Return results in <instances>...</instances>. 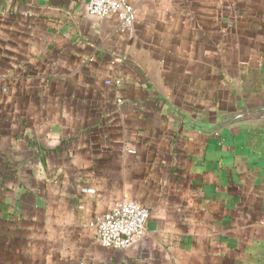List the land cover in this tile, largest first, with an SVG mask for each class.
<instances>
[{
  "label": "crops",
  "instance_id": "crops-1",
  "mask_svg": "<svg viewBox=\"0 0 264 264\" xmlns=\"http://www.w3.org/2000/svg\"><path fill=\"white\" fill-rule=\"evenodd\" d=\"M88 1L0 0V264H264V128L204 136L168 106L226 103L221 69L264 94V0H129L131 31ZM123 201L149 232L105 249Z\"/></svg>",
  "mask_w": 264,
  "mask_h": 264
},
{
  "label": "built area",
  "instance_id": "built-area-1",
  "mask_svg": "<svg viewBox=\"0 0 264 264\" xmlns=\"http://www.w3.org/2000/svg\"><path fill=\"white\" fill-rule=\"evenodd\" d=\"M87 10L100 19L116 17L123 31H131L137 22V9L129 0H89ZM150 218L148 207L135 201L120 202L97 221V241L105 249L125 250L148 234Z\"/></svg>",
  "mask_w": 264,
  "mask_h": 264
},
{
  "label": "water",
  "instance_id": "water-1",
  "mask_svg": "<svg viewBox=\"0 0 264 264\" xmlns=\"http://www.w3.org/2000/svg\"><path fill=\"white\" fill-rule=\"evenodd\" d=\"M168 106L170 119L176 125L184 131L197 132L204 136L221 134L242 126L264 128V94L249 96L234 90L226 103L211 112L198 115L181 110L170 102ZM28 162L32 169L33 162L35 167L41 166L38 150Z\"/></svg>",
  "mask_w": 264,
  "mask_h": 264
},
{
  "label": "rangeland",
  "instance_id": "rangeland-1",
  "mask_svg": "<svg viewBox=\"0 0 264 264\" xmlns=\"http://www.w3.org/2000/svg\"><path fill=\"white\" fill-rule=\"evenodd\" d=\"M218 49L220 50L218 52L222 53L221 46L218 47ZM215 53H217L216 50H215ZM215 60H216V56H215ZM215 68H216V66H215ZM250 81H252V79H250ZM208 86H209L208 90L214 91L210 95L217 96V93L219 91H223L225 96H226V94L228 95V93L230 96L232 94V91L236 90V87L242 88V83L239 82V80L236 77H234L232 74L226 75V73L223 72V69H221V71L215 70L214 78H213L211 83L209 82ZM216 100H218V99H214L212 101L217 103Z\"/></svg>",
  "mask_w": 264,
  "mask_h": 264
}]
</instances>
